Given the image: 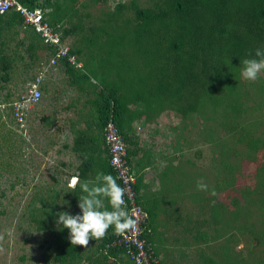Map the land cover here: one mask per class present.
Instances as JSON below:
<instances>
[{
    "label": "rangeland",
    "instance_id": "obj_1",
    "mask_svg": "<svg viewBox=\"0 0 264 264\" xmlns=\"http://www.w3.org/2000/svg\"><path fill=\"white\" fill-rule=\"evenodd\" d=\"M165 1L38 2L50 23L61 18L55 28L69 54L80 55L112 98L135 103L130 106L139 114L130 118L147 116L160 137L159 202L151 213L161 264H264V73L245 80L242 65L233 89L210 91L193 82L189 91L161 97V64L170 66L173 53L165 41L173 36ZM154 3L165 9L162 24L153 21L152 32L133 40L135 10L156 12ZM6 23L0 22V76L7 77L0 81V264H56L62 246L66 264H116L104 258L98 240L72 245L68 229L56 223L58 212L80 214L79 198L71 201V190L55 181V163L38 153L32 139L37 133L28 138L25 126V111L35 105L30 85L38 84L50 53L36 37ZM165 50L168 59H158ZM14 103L20 123L13 118ZM168 181L171 190L164 187ZM198 181L206 191L197 189ZM179 249L188 252L186 258Z\"/></svg>",
    "mask_w": 264,
    "mask_h": 264
},
{
    "label": "crops",
    "instance_id": "obj_2",
    "mask_svg": "<svg viewBox=\"0 0 264 264\" xmlns=\"http://www.w3.org/2000/svg\"><path fill=\"white\" fill-rule=\"evenodd\" d=\"M15 26L23 34L34 35L30 28L22 26L21 23H15ZM19 37L21 38V35ZM0 42H2L1 38ZM43 50L46 52L44 46ZM71 56L80 68H75L59 59L50 64V57L41 65L40 80L37 84L40 97L33 103L35 105L25 111V126L30 132V136L27 134L28 138L32 137L34 132L37 133L32 139L33 141L37 139L35 145L40 149L38 153L50 159L49 163L52 161L55 163L51 166L56 168L54 179L58 182L61 180L60 184L71 190V201H74L82 195L79 185L73 189L75 180L94 181L98 172L107 174L102 129L98 126L97 119L103 99L110 98L111 95L110 91L105 86L99 85L94 75L87 71L89 68L84 65L79 54ZM132 104L135 103L124 104L121 134L135 178L137 200L148 214H152L151 208L154 203L157 205L159 202L156 190L159 179L155 168L160 163V137H154L147 116L142 114L135 118L136 120L130 118V113L139 114L132 111L134 109L131 108ZM169 184V181L167 186L166 183L164 184V187H168L167 190H171ZM161 188L163 189V183ZM155 220L153 217L150 219V247L161 264V254L157 250L160 245L156 242L158 232L153 227L154 222H157ZM158 241L160 243V238ZM187 253L186 251L183 253L180 249L177 251V254L184 258ZM122 259L128 262L125 258ZM109 262L119 264L118 259L112 261L110 258ZM181 264L187 263L184 261Z\"/></svg>",
    "mask_w": 264,
    "mask_h": 264
},
{
    "label": "trees",
    "instance_id": "obj_3",
    "mask_svg": "<svg viewBox=\"0 0 264 264\" xmlns=\"http://www.w3.org/2000/svg\"><path fill=\"white\" fill-rule=\"evenodd\" d=\"M38 1L18 0L28 9H39L45 21L52 28L58 26L57 21L61 18L55 20L54 24L50 23L48 15L43 13ZM163 4L166 5L167 11H170L171 20L167 24L172 25L171 34L173 36L165 41L168 42V50L173 53L170 66L167 63L161 64V70H163L159 91L161 97H165L164 94L166 97L172 95L174 91L176 93L181 90L189 91L188 89H193V82L201 84L210 91L233 89L238 69L243 65L242 61L248 58V53L256 48H264V0H169ZM153 6L156 12L149 9L135 10L137 23L130 32L133 40L138 41L145 33L152 32L153 21H158V23L163 21L165 9L158 7L157 3ZM4 21L8 25L21 23L20 17L14 12L0 15V22ZM67 33L63 31L62 35L65 36ZM33 36L40 42L35 33ZM165 52L168 51H159L158 59L167 60L168 56H165ZM197 67H199L198 72H196ZM1 69L5 71L6 67L2 66ZM6 80L5 75L0 76V81L6 82ZM172 86L176 88L173 89ZM123 106L118 95L103 99L97 119L98 126L103 129L110 118L122 137ZM192 107H194L193 104L189 106V109ZM179 109H181L180 106ZM238 111L239 109L235 107V112ZM180 112L184 113L182 110ZM126 161L132 172L127 152ZM107 168L106 173L113 176L108 164ZM133 189L136 193L135 184ZM147 215L145 229L150 230L152 214L147 213ZM118 233L110 227L105 237L98 240L99 247L102 253L104 252V258H111L112 261L124 258L122 249L108 248L105 250L104 248L105 244L110 243ZM150 235L151 233L146 232L142 235L148 245H150ZM66 251V248L62 246L59 253L54 256L56 264H66L64 262ZM153 254L156 255L154 252Z\"/></svg>",
    "mask_w": 264,
    "mask_h": 264
},
{
    "label": "built area",
    "instance_id": "obj_4",
    "mask_svg": "<svg viewBox=\"0 0 264 264\" xmlns=\"http://www.w3.org/2000/svg\"><path fill=\"white\" fill-rule=\"evenodd\" d=\"M10 12L16 13L21 19V25L30 28L38 36L46 52L50 53V64L59 59L66 61L67 64L75 68H80L73 56L68 54V48L61 43L60 34L56 31V28L49 26L39 9H28L22 6L18 0H0V15ZM28 94L29 100L32 102L39 99L40 93L36 82L30 85ZM13 107V118H16V121L20 123L22 117V113L18 112L20 105L14 103ZM102 138L106 150L107 164L116 182L125 191L124 200L127 212L133 221L128 229L119 232L110 243L105 244L104 248L105 250L108 248L122 249L123 257L130 264H160L150 245L142 236L145 232L150 233L149 229H145L148 215L139 204L133 189L135 178L127 166L125 142L110 118L102 129Z\"/></svg>",
    "mask_w": 264,
    "mask_h": 264
},
{
    "label": "clouds",
    "instance_id": "obj_5",
    "mask_svg": "<svg viewBox=\"0 0 264 264\" xmlns=\"http://www.w3.org/2000/svg\"><path fill=\"white\" fill-rule=\"evenodd\" d=\"M242 64V78L256 81L264 73V48L249 52ZM77 185L82 189L78 199L80 214L61 211L56 220L57 224L68 229L72 245L87 247L90 240L104 238L110 227L123 232L132 225L124 200L125 191L112 175L98 172L94 181L75 180L73 189ZM197 189L206 191L207 185L198 181Z\"/></svg>",
    "mask_w": 264,
    "mask_h": 264
}]
</instances>
